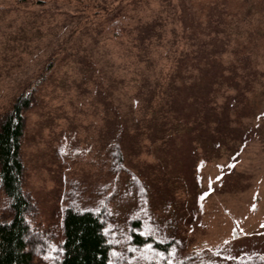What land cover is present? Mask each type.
<instances>
[{
	"label": "rangeland",
	"instance_id": "rangeland-1",
	"mask_svg": "<svg viewBox=\"0 0 264 264\" xmlns=\"http://www.w3.org/2000/svg\"><path fill=\"white\" fill-rule=\"evenodd\" d=\"M42 72L35 264L62 257L68 206L100 213L111 264H264V0H0V115Z\"/></svg>",
	"mask_w": 264,
	"mask_h": 264
},
{
	"label": "trees",
	"instance_id": "trees-1",
	"mask_svg": "<svg viewBox=\"0 0 264 264\" xmlns=\"http://www.w3.org/2000/svg\"><path fill=\"white\" fill-rule=\"evenodd\" d=\"M43 75L44 72L16 97L9 111L0 115V185L9 198L11 211L10 219L0 221V264H35L26 240L30 201L23 189L24 163L20 148L24 110L32 101L34 84L40 83ZM63 235L62 257L53 264H111V244L99 212L66 207ZM133 240L140 245L151 237L133 231Z\"/></svg>",
	"mask_w": 264,
	"mask_h": 264
},
{
	"label": "snow or ice",
	"instance_id": "snow-or-ice-1",
	"mask_svg": "<svg viewBox=\"0 0 264 264\" xmlns=\"http://www.w3.org/2000/svg\"><path fill=\"white\" fill-rule=\"evenodd\" d=\"M219 179V178H218ZM205 195H207V193H205ZM204 197L202 196L201 199H203Z\"/></svg>",
	"mask_w": 264,
	"mask_h": 264
}]
</instances>
